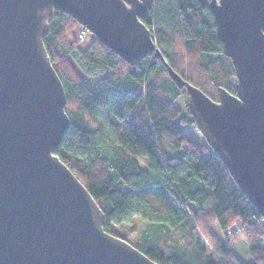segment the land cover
I'll return each mask as SVG.
<instances>
[{
  "label": "trees",
  "instance_id": "obj_1",
  "mask_svg": "<svg viewBox=\"0 0 264 264\" xmlns=\"http://www.w3.org/2000/svg\"><path fill=\"white\" fill-rule=\"evenodd\" d=\"M209 2L154 0L141 21L168 65L218 101L219 87L236 95V73ZM83 28L54 11L43 41L71 120L55 155L105 214L104 230L157 264H264V218L212 148L190 137L186 89L154 55L132 65L90 33L80 42ZM136 219L146 225L134 240L115 231ZM239 241L249 263L232 247Z\"/></svg>",
  "mask_w": 264,
  "mask_h": 264
},
{
  "label": "water",
  "instance_id": "obj_2",
  "mask_svg": "<svg viewBox=\"0 0 264 264\" xmlns=\"http://www.w3.org/2000/svg\"><path fill=\"white\" fill-rule=\"evenodd\" d=\"M154 0H0V264H157L104 230L105 214L55 151L71 120L44 46L61 11L129 64L154 55L238 187L264 218V0H210L236 73L218 101L165 61L141 21Z\"/></svg>",
  "mask_w": 264,
  "mask_h": 264
},
{
  "label": "rangeland",
  "instance_id": "obj_3",
  "mask_svg": "<svg viewBox=\"0 0 264 264\" xmlns=\"http://www.w3.org/2000/svg\"><path fill=\"white\" fill-rule=\"evenodd\" d=\"M185 99H187V96L183 95L182 98L180 99L181 106H183ZM103 124L107 127V122L105 119H103ZM189 135L198 145L200 146L208 145L204 136L201 134V132L198 129H194L193 131L189 133ZM145 225H146L145 222H143L142 220L136 219L130 224L115 226L114 229L115 231H118L119 233H121V235H124L125 238H127L130 241V239L134 240L138 236L139 231ZM232 247L244 263H249L251 261L248 255V252H247V247L242 241L237 242Z\"/></svg>",
  "mask_w": 264,
  "mask_h": 264
},
{
  "label": "built area",
  "instance_id": "obj_4",
  "mask_svg": "<svg viewBox=\"0 0 264 264\" xmlns=\"http://www.w3.org/2000/svg\"><path fill=\"white\" fill-rule=\"evenodd\" d=\"M89 32L86 28H83L80 32L79 35V40L80 42H84L85 40H87V36H88ZM240 226V221L237 222V224H235L234 226L231 227L230 231L231 232H237L238 228Z\"/></svg>",
  "mask_w": 264,
  "mask_h": 264
}]
</instances>
